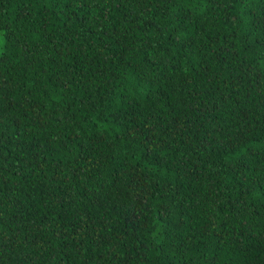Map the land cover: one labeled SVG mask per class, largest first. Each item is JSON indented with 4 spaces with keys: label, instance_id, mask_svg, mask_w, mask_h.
<instances>
[{
    "label": "trees",
    "instance_id": "16d2710c",
    "mask_svg": "<svg viewBox=\"0 0 264 264\" xmlns=\"http://www.w3.org/2000/svg\"><path fill=\"white\" fill-rule=\"evenodd\" d=\"M0 264H264V0H0Z\"/></svg>",
    "mask_w": 264,
    "mask_h": 264
}]
</instances>
